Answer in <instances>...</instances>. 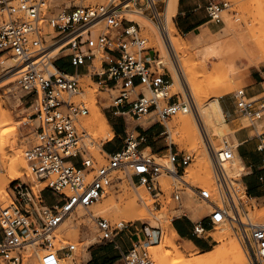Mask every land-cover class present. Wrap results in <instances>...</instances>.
I'll return each mask as SVG.
<instances>
[{
    "label": "built area",
    "instance_id": "built-area-1",
    "mask_svg": "<svg viewBox=\"0 0 264 264\" xmlns=\"http://www.w3.org/2000/svg\"><path fill=\"white\" fill-rule=\"evenodd\" d=\"M0 0L4 18L0 24V54L16 61L17 85L22 98L36 121L35 140L25 151V159L35 180L44 184L39 195L32 185L16 181L13 186L14 203L0 210V264H26L23 250L29 245L39 246L45 253L40 264H63L72 256L76 246L69 244L56 249L54 235L59 226L79 208L89 210L105 195L113 183L117 170H131L134 184L144 186L155 199L156 206L166 200L159 179L163 175L174 179L171 199L181 203L185 188L210 207L207 215L214 229L229 223L237 230L245 249L247 264H264V226L246 221V199H251L247 188L230 173L228 164L234 158L233 145L225 141L215 148L204 131L191 100H182L179 94H169L174 80L162 67L160 55L142 36L140 24L129 16L136 13L150 16L163 28L162 5L167 0ZM228 7L223 0H206L205 11L211 23L222 22V13ZM105 60L101 71L91 76L96 83L119 95L107 109L115 116H127L136 121L146 120L148 127L165 126L181 113L194 109L205 135L213 172L215 189L191 186L184 176L194 156L170 145L167 162L147 157L142 144L146 137L137 128L127 133L123 147L106 154V164L100 165L90 150L96 145L93 133L84 119L90 109L78 98L84 93L80 73H69L57 66L66 59L68 67L91 72L97 54ZM54 66L52 72L50 68ZM147 89L149 94L143 90ZM233 98L241 116L251 121L259 140L258 151L263 155L264 132L256 123L264 119V93L249 96L246 89L238 90ZM165 132V136H166ZM264 184V178H260ZM242 184L241 189L239 186ZM190 185V186H189ZM189 186V187H188ZM60 197L48 205L43 192ZM99 232V242H111L129 227L124 222L112 223L102 217L93 218ZM207 233L201 224L194 227L196 236ZM152 235L138 240L123 255L122 264H153L148 248Z\"/></svg>",
    "mask_w": 264,
    "mask_h": 264
},
{
    "label": "rangeland",
    "instance_id": "rangeland-1",
    "mask_svg": "<svg viewBox=\"0 0 264 264\" xmlns=\"http://www.w3.org/2000/svg\"><path fill=\"white\" fill-rule=\"evenodd\" d=\"M93 1L94 0H90L89 2H93ZM223 1L228 2V7L224 9L222 13V22L219 24L214 23L215 24L214 29H210L208 26H206L200 29V31H198L197 34L191 36L184 35L179 31V35L180 37H182L181 39L183 45L186 48V50L188 49L187 52L181 54V58H182L181 63L184 65V67L191 76H195V77L199 76V78L201 77L200 79L204 81L206 86L212 83L213 81H215V79H217L214 76L215 75L214 66L219 63V60H208L206 64L203 63L205 58L204 49H206V47L213 40L223 37L224 32L227 30V22L232 19L234 20V24H236L237 21L238 24V25L236 24L237 28L234 25V28H236L237 33L239 32V30H242L245 33H247L249 29H252L255 26H259L260 22L264 20V0H223ZM161 7L164 13L166 4H163ZM129 17L135 19L137 22L140 23L142 27L141 34L144 38L148 40L149 42L148 47H154L155 44L152 42V36H151L152 33L150 31V28L148 27V23L151 24L153 23V25H156L158 27L156 22H154V20H152L150 16H147V19L150 20L151 22L150 21L147 22L146 20L139 18L138 16L130 15ZM177 17H178V12L174 17V21L177 19ZM3 18L4 15L0 11V24L3 21ZM158 29L164 32V28L161 29L160 27H158ZM204 31L208 33V36L206 38L201 37L202 36L201 34ZM154 48L157 51V55H160V57H162L161 53L157 50L158 48L156 46ZM162 58L161 61L163 64ZM232 59L236 61L235 65L237 68V73L240 71L239 74L237 75L238 78L234 83L235 90L227 94L226 92H224V90H219L214 93L209 92L208 95H206V97L201 99L200 103L205 104L210 99L213 98H218L219 100L221 98H226V97L233 98V95L236 91L244 88L247 90L248 81L245 75H248L250 72L255 73L257 70L264 72V63L256 67L255 65H249L246 60L236 59L235 56H232ZM104 60H105L104 54L102 52L98 53L97 58L94 62L96 68L95 69L90 68L91 70L89 75L90 80L83 78L79 79L80 85L84 90V93L77 99L78 102H84L90 109V114L84 119V121L86 123L87 128L93 133L95 137L96 145L90 146V150L100 165L106 164V154L104 152L102 153L98 149V146L101 145L102 141L105 143L109 139H102L97 134V130L94 124V116H93L94 114L92 110L91 101L87 98V95L89 94L88 91L95 92L96 97L100 103L101 109L104 112L109 111V114L111 116L113 112L111 110H108L107 108L113 104L114 98L119 95V92L108 90L105 86H101L97 84L96 79L94 81L91 78L93 74L101 71L102 62ZM11 61L12 59L9 56H3L2 54H0V110L1 109L6 110L10 114V117L13 119L11 124L2 128V131L6 133L4 139L7 141L10 140V143H8L9 144L8 147L3 145L0 146V181L2 179H6L9 182L6 187L5 194H3V196H0V210L9 207L14 203V201H16L15 194L13 192V186L16 181H22L32 185L37 195H39L40 190L43 189L44 187V184H40L37 180H35V178L30 172L28 163L25 159V155H24L25 151L35 140L34 128L35 126H37V122L31 121L29 118L32 111L27 109L28 105L26 101L22 98L24 93L19 89L17 85V76H14L12 78L11 76L13 75L14 72L12 73L8 72L9 71L8 62ZM164 62L165 64H163L162 67L166 68L167 73L169 71V75L173 78L168 64L166 65L165 59ZM67 65H68V61L66 59L61 58L58 60L57 66L59 68L68 70L69 67ZM87 73H88L87 71H84L83 74H87ZM168 91H170L169 93L170 95H173L175 93L183 94L184 95L183 97L180 94L179 95L182 98V100L186 101V99L184 98L185 94L180 92L175 87L170 88ZM178 116L179 115L174 116L172 119L168 120L166 122V126L175 125L178 121ZM116 117L123 120V117L115 116V118ZM241 117H242L243 127H251V121L247 117L244 116ZM126 119H127V125L129 131L133 130L134 126L140 122V121H136L130 116H127ZM140 123H142L145 127L149 126V123L146 120H142ZM256 126L259 132H264V119L257 122ZM160 131L161 128H156L153 132L159 133ZM233 131L234 130L230 128L228 124L227 125L219 124L211 135L210 140L213 146L221 150L220 148L224 144V142L228 141L233 145L234 148H236L238 143L233 138L235 133V131L234 132ZM252 134L255 135V132H253ZM168 135L165 136L168 144H171L173 140L176 142L174 144L177 145V148L180 151L187 152L194 156V160L191 166L186 170L184 179L191 186L207 187L209 189L214 190L215 182H214L212 170H211V175L213 182L211 183H207L206 181H200L198 178H193L191 176L195 171L197 172L200 171V169H202L200 171L201 173L205 171L203 167L202 168L199 167V164L202 161L199 160L197 151L192 146L185 144L183 142L184 140L181 135H176L174 137L170 136L171 138ZM13 140H15V147L16 150L18 151L19 156L22 157L27 163L28 174H24L20 179L11 181V179L9 178L10 172H8L9 170L8 164L10 162L12 155L10 149L13 147L12 146ZM1 147H5V148H1ZM3 149H6L5 152L8 153V155L5 154V156H3L4 155L2 154ZM207 151H208V146H207ZM153 153L156 154L155 152H147L146 150L144 152L145 156L147 157H154L159 162H164V163L167 162L166 157L164 159H159L156 156H154ZM243 167L244 166L241 165L235 159H233L232 162L228 164V168L231 175L239 182L242 180V177L246 174V170ZM130 173H131L130 169L117 170L116 172H114L112 185L106 190V193L101 198V200L91 208V211L95 215H97V217L105 218L112 223L124 222L125 224L133 225L134 228H138L139 230L141 229L145 230V233L147 232L148 229L149 232L153 235L150 239L151 244L148 248V251L151 255L153 264H156L157 261H156V257H154L155 256L154 251L156 248L158 249L161 246L160 243L161 236L167 232L168 226H170L175 219L182 217L185 222L189 223L190 222L189 218L191 219L193 218L194 220L197 221H194L193 219L192 220L197 223L198 221L202 220L205 216L209 215L211 210L210 207L207 206L204 202L199 201L189 188H185L186 191L183 194V199L181 203H176L175 201H173L171 199V193L175 181L171 176H167V175H163L159 179L167 198L166 200H162L163 201L162 206L160 205L156 206L155 199L152 198L149 191L144 186H139L138 184L137 185L134 184ZM43 197L48 205H51L55 201L60 199V197L56 198L55 196L51 195L50 192L46 194L47 199L45 198L43 192ZM130 197L135 198L137 200L138 207L145 209L148 216L146 219L142 221L141 220L128 221L125 220L124 218H113L111 216L110 207L112 205L125 204L131 200ZM141 197H144L145 202L141 200ZM246 202H247L246 214H245L247 216L246 222L249 223L252 222L253 220L254 222H256L255 225H264V217L259 216L258 211H256L258 209L264 211V198L246 199ZM87 211L88 210H84L83 208H81L77 211L78 213L76 212L74 214L76 215L74 220V232L71 233H68L67 231L65 232V230L61 227L62 226L61 225L59 228H57V230L54 233V235L57 237V240L54 242L56 249H60L63 246L69 244L76 246V249L72 254V256L65 259L63 261V264H83L85 261H87L89 250L92 247H95L97 244H99L98 243L99 232L97 230L95 221L93 220V218L91 219V216ZM156 216L161 219H158ZM77 217L79 218L77 219ZM223 225L225 224L216 225L212 232L206 233L203 236L207 238L210 242V246H208L207 250H202L199 248H197L198 250L191 249L184 243V240L177 237H176V244L178 245V247H180V249L183 250V252L187 257L186 258L187 260H193V259L195 260L201 258L202 255L205 254V252L214 251L217 248H219L221 245H223L225 241H218L214 237V233L216 232V230H218L219 228L221 229ZM226 225L230 229L232 237L238 239L242 244V240L240 239L237 230H235L234 227L229 223H226ZM250 226H246V227H250ZM145 238L146 236H144L143 240ZM44 253L45 252L37 245L27 246L23 250V254L25 255L27 260L26 264H40L38 258L39 256H42ZM245 264H247V259Z\"/></svg>",
    "mask_w": 264,
    "mask_h": 264
},
{
    "label": "bare ground",
    "instance_id": "bare-ground-1",
    "mask_svg": "<svg viewBox=\"0 0 264 264\" xmlns=\"http://www.w3.org/2000/svg\"><path fill=\"white\" fill-rule=\"evenodd\" d=\"M178 1L179 0H167L165 11L163 13L164 32H162V30H159L156 25H153V23L152 24L148 23V27L150 28V31L152 33L151 35L152 42L158 48L157 50L161 53V56L163 57V58L161 57L163 59V64H165L164 62L165 59L166 65L168 64L169 69L172 73L174 83L170 88L175 87L180 92L185 94L184 98L186 100L192 101L193 106L195 107L197 113H199L201 123L204 127L203 129L208 135V138L211 139V135L213 131H215V129L219 124L229 125V123L224 117L223 109L221 107L220 100L218 98L210 99L205 104L200 103V101L202 98L206 97V95H208L209 92L214 93L219 90H224V92H226L227 94L235 90L234 83L238 78L237 75L239 74L240 71L237 73V68L235 65L236 61L232 59V56H235V58L238 60H246L249 65H255L256 67L264 63V20H262L263 22L261 21L263 24L260 22L259 26H255L252 29H249L247 33H245L242 30H239V32L237 33L236 30L237 21L236 24H234V20L232 19L227 22V30L224 32L223 37L213 40L206 47V49H204L205 58L203 63L206 64L208 60H219V63L214 66V73H215L214 76L217 79H215V81H213L212 83L206 86L204 81L200 79L201 77L199 78V76L197 77L191 76L184 67V65L181 63L182 62L181 54L187 52L188 49L186 50V48L184 47L181 39L182 37H180L179 30L177 29L174 21V17L176 16L178 9ZM132 16H138L139 18H142L147 22L150 21L147 19V16L145 15L134 13L132 14ZM234 25L236 28H234ZM201 35L202 38H206L208 36V33L204 31ZM12 61L8 62L9 64L7 63L9 65L8 72L9 73L14 72L11 77L13 78L14 76H17L18 79L19 69L17 67L16 61L13 59ZM54 70L55 68L54 66H52L50 68V71L53 72ZM89 75L90 73L80 75L79 78L90 80ZM143 91L146 94H149V91L147 89H144ZM88 93L89 94L87 95V98L91 101L92 110L94 114L93 115L94 124L97 130V134L102 139L111 140L115 136V133L112 127L110 126L108 120L106 119L103 110L101 109L96 94L95 92H91V91H88ZM179 94L182 97L184 96L181 93ZM12 121L13 119L10 117V114L6 110L1 109L0 110V144H1L0 146L3 145L8 147L9 145L8 143H10V140L7 141L4 139L6 133L2 131V128L11 124ZM198 124L200 125L194 109L192 111H189L188 113H181L179 114L178 121L175 125H167L166 135L169 134L168 135L169 137L181 135L184 140L183 142L185 144L192 146L197 151L198 158L200 161H202L199 164V167L200 168L203 167L205 171L201 173L200 171L202 169H200V171L198 172L195 171L191 176L193 178H198L200 181H206L207 183H211L213 182V179L211 175L212 169L210 166L211 163L210 157L207 151L205 136L203 134L201 125L199 126ZM174 143L176 142L172 140L171 144L169 145H176ZM12 144L13 147L10 149L12 155L10 162L8 164L9 170L8 169L7 170L8 172H10L9 178L11 179V181H14L20 179L24 174H28V169H27L26 161L19 156L18 151L16 150L15 140H13ZM1 148H5V147H1ZM98 149L101 150V145L98 146ZM5 150L6 149H3L2 152V154H4L3 156H5V154L8 155V153H6ZM145 150L147 152H152L150 151L149 148H146ZM153 155L156 156V154L154 153ZM157 156H159L160 158ZM157 156L156 157L159 159L165 158L160 155ZM233 159H235L241 165L244 166L242 159L240 158L239 154L236 152V149H234ZM8 183L9 182L6 179H2L0 181V196H3V194H5V190ZM242 186L243 185L240 184L239 187L243 189ZM141 200L145 202L144 197H141ZM110 210H111V216L113 218H124L125 220L128 221H137V220L142 221L148 217L145 209L138 207L137 200L135 198H131V200L125 204L112 205L110 207ZM256 211H258L259 216L264 217L263 210L258 209ZM87 212L90 214L91 219L97 217V215H95L91 211V208ZM74 214H72L69 218H67L61 224L62 226L60 225L65 230V232L66 231L68 233L74 232V220L76 216ZM79 217H77V219ZM157 218L161 219L159 217ZM244 223L247 224L245 220ZM255 224L256 222H254L253 220L252 222L248 223L249 226L250 225L255 226ZM260 226H264V225H260ZM214 237L218 241H225V242L216 250L205 252V254L202 255L201 258L195 260L194 259L187 260L186 259L187 257L183 252V250L180 249V247H178V245L176 244V233L175 230L170 225L167 228V232L161 236V240H160L161 246L158 249L155 247L156 249L154 251V255H155L154 257H156V261H157L156 264H245L246 263L247 257L243 245L238 239L232 237L231 231L226 224L223 225L221 229L219 228L218 230H216V232L214 233Z\"/></svg>",
    "mask_w": 264,
    "mask_h": 264
},
{
    "label": "crops",
    "instance_id": "crops-1",
    "mask_svg": "<svg viewBox=\"0 0 264 264\" xmlns=\"http://www.w3.org/2000/svg\"><path fill=\"white\" fill-rule=\"evenodd\" d=\"M205 6L206 0H179L177 9L178 17L175 20L177 29L187 36L197 34L200 29L206 26L214 29L215 24L208 20ZM66 71L84 75L85 70H75L69 67ZM245 76L248 81L246 91L249 96H259L264 93V72L257 70L255 73L250 72ZM220 104L225 119L228 121L229 126L232 125L230 128L235 131L233 138L238 143L236 152L242 159L244 164L243 168L246 170V174L242 177L243 183L251 198L262 199L264 198V184L260 178H264V166L263 155L257 149L259 140L255 137L256 130L252 127H243L242 117L236 109L234 98H221ZM104 114L115 133V138L107 142L104 148L107 154H111L119 151L123 147L127 133L131 131H129L128 125L124 120L115 118L114 114L111 116L109 111L104 112ZM135 128L146 137V142L142 144L143 149L149 148L152 152L156 153V156L168 153L170 145L165 138V126L156 125L142 129ZM156 128H161V131L159 133L153 132ZM253 132H255V135L252 134ZM48 192H44L45 198ZM192 219L189 218V223L185 222L182 217L173 221L171 226L175 230L176 237L184 240V243L191 249L198 250L197 248H199L207 250L208 246H210L209 240L203 236H196L194 234V227L197 224H201L207 233L212 232L213 228L209 223L208 216H205L197 223L194 222L197 220L193 219V221ZM147 232L150 233L148 229ZM144 236H146L145 230H139L138 228H134L133 225H129L113 241L99 243L95 247H92L88 252L87 261L83 264H122L123 255L129 252L134 244L138 240H142Z\"/></svg>",
    "mask_w": 264,
    "mask_h": 264
}]
</instances>
